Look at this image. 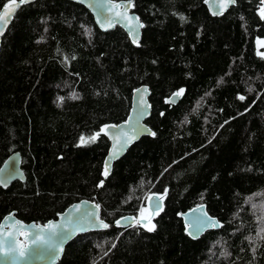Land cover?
Here are the masks:
<instances>
[{
	"label": "trees",
	"instance_id": "16d2710c",
	"mask_svg": "<svg viewBox=\"0 0 264 264\" xmlns=\"http://www.w3.org/2000/svg\"><path fill=\"white\" fill-rule=\"evenodd\" d=\"M133 5L139 46L118 26L100 31L69 0H35L14 15L0 43V165L17 151L25 180L0 188V219L13 211L43 223L79 199L98 204L110 227L77 235L56 264H264L260 0H236L219 16L203 0ZM141 84L155 135L141 136L105 178L107 139L79 138L122 121ZM165 191L154 231L112 226ZM198 204L222 227L192 239L178 214Z\"/></svg>",
	"mask_w": 264,
	"mask_h": 264
},
{
	"label": "water",
	"instance_id": "95a60500",
	"mask_svg": "<svg viewBox=\"0 0 264 264\" xmlns=\"http://www.w3.org/2000/svg\"><path fill=\"white\" fill-rule=\"evenodd\" d=\"M35 0H31L33 2ZM73 3L79 4L82 7H84L89 14L92 17V20L95 24V26L102 32L109 31L113 27L118 26L121 28L124 33L127 35L128 40L133 46H136L132 42V38L128 34V28L125 27V24L128 23V21H122L119 17H116L114 14L115 12H123L124 8L121 7L119 9H112V11H109L110 4H116V3H126V0H69ZM30 2V3H31ZM204 5L207 8V11L212 16H219V15H213V12H219L220 11V0H203ZM25 5V4H24ZM99 5V7H98ZM234 5V4H232ZM229 5L227 9L232 6ZM3 6V5H2ZM2 6L0 9H2ZM18 11V10H17ZM16 11V12H17ZM15 12V14H16ZM225 12V11H224ZM14 14V15H15ZM129 17H139L135 12L131 11V7L128 10ZM14 17V16H13ZM109 18L113 19V25L110 27H102V24L108 20ZM13 19V18H12ZM12 21V20H11ZM140 21V19H139ZM141 22V21H140ZM11 23V22H10ZM10 23L7 26V29L10 25ZM134 23V21H133ZM142 23V22H141ZM143 24V23H142ZM6 29V30H7ZM141 29L139 28V39L141 36ZM5 30V32H6ZM5 34V33H4ZM3 36H0V43ZM146 89V91H145ZM139 90V92H137ZM175 93V92H174ZM150 92L145 84H141L131 90L130 94V101H129V108L128 112L125 116V118L118 122V123H111L107 125H117L118 127L112 128L109 131V135L104 137L108 141V147L106 150V153L102 160V168L104 170V163L106 159L110 158V153L113 150V145L116 143V141L113 139V137L116 136L121 130L125 132H129L131 135V129L133 124L135 123V117L137 116V113L139 111V104H140V97H143L142 103L145 106V114L140 117V125L143 126V128L149 130L148 132H145L143 134H140L135 140H133L130 144L127 145L126 148L122 152H120V155L117 159H113L111 163L112 164L117 161L121 156H123L126 152V150L135 143L141 136L150 135L149 132H152L151 129L148 127V125L145 123L146 119L150 115V103L148 101V96ZM173 93L170 94L168 97L165 98V101L168 100L170 97H172ZM179 98H175V103L178 101ZM166 103V102H165ZM175 103H167V104H175ZM132 117L133 119L130 121L129 118ZM105 126V125H104ZM101 126L99 130L102 128ZM98 130V131H99ZM123 140V138H121ZM117 148L119 149V145H117ZM0 169L4 171H0V180L6 181V184H0L1 189H5L10 185L11 182L18 180V181H24L25 176L24 173L20 167V155L17 151H14L10 153L4 161L0 165ZM111 170V169H110ZM160 195L151 192L146 197V209L148 212V216L150 219L155 215V203L156 200L153 199L150 201L149 197H156L158 198ZM162 204V200L159 201ZM96 203L90 199H79L77 201H74L67 205L61 212L57 213L54 218L48 219L47 221L43 223H37L34 221L24 222L20 219H18L14 212L11 211L7 214H5L0 219V264H56L59 258L61 257L65 246L69 241H71L73 238H75L77 235L86 233L88 231H99L104 230L98 227H93V224L95 223V220L92 219V222L89 223L87 218L82 222V227L84 228L83 231H72V228L75 226H69L67 224L68 218L71 216L74 220L81 216L85 212H97L99 213L100 217V211L99 209H96ZM76 206L80 207V213L75 212ZM202 206V207H201ZM196 210V211H194ZM201 211L206 212L205 207L203 204L195 205L183 212H180L178 216L181 218L182 223L184 225V232L187 234L188 237L192 238L188 233L190 231H193L191 227H186V225H190L191 222L197 217L201 215ZM207 213V212H206ZM208 216L212 217L216 221V217L211 216L207 213ZM138 216V215H136ZM123 217H134V215H124L121 217H118L112 222V226L115 228L124 230L126 228H129L127 225L132 223L131 220L124 221L122 220V226H117L115 224V221L118 219H121ZM101 220H103L100 217ZM104 221V220H103ZM19 222V223H17ZM107 223L106 221H104ZM148 220L146 219L144 223H147ZM219 222V221H218ZM220 223V222H219ZM49 224L53 225H60L63 227H57L55 229V235H53L47 228ZM108 224V223H107ZM218 228V227H217ZM217 228H205L202 232L198 234V237L206 230L209 229H217ZM72 231V234L67 237V239H63V236L67 234V232ZM43 236L45 239H48L49 237L52 238V241L59 245V248L57 249L58 254L49 253L47 251V245L41 243V244H33V238L37 235ZM193 239V238H192ZM24 246V256H20V246ZM15 247L17 250L15 252H11L10 248ZM62 249V250H60ZM5 253H9L8 255H5Z\"/></svg>",
	"mask_w": 264,
	"mask_h": 264
},
{
	"label": "snow or ice",
	"instance_id": "6c2138e0",
	"mask_svg": "<svg viewBox=\"0 0 264 264\" xmlns=\"http://www.w3.org/2000/svg\"><path fill=\"white\" fill-rule=\"evenodd\" d=\"M31 0H6V2L3 4L2 9H0V36H3L5 33V30L7 29L8 24L11 22L15 12L24 4L30 3ZM236 0H220V11L219 12H213V15H223L224 11L227 10V7L229 5L235 4ZM261 7L258 10V14L260 15V18L264 20V0H260ZM134 6L133 5V0H126V3H116V4H110L109 6V11H112V9H119L121 7L124 8V11L121 13L119 11L115 12V16L119 17L120 20L122 21H128L127 24H125V27L128 28V34L132 38V42L139 46V28L144 27V25L139 21V17H129L128 15V10L130 7ZM99 7V5H98ZM183 19V17H181ZM134 21V23H133ZM113 25V19L109 18L106 20L103 24L102 27H110ZM81 27H84L83 25ZM85 34H90L88 29H85ZM258 44L264 45V41L258 40ZM260 54V53H258ZM72 59H75V57H72ZM68 61V58L65 57V62ZM146 91V89H145ZM139 92V90H137ZM184 93V89L181 88L177 92L173 93L172 97H170L168 100H166V103H175V98H179L182 96ZM73 99H77L78 97L76 96L75 93H73L72 96ZM63 97H59V101H63ZM238 99L244 100V96H238ZM140 104H139V111L137 113V116L135 117V123L132 126L131 129V135L129 132H125L121 130L118 134H116L113 139L116 141L113 145V150L110 153V158L106 159L104 163V170L102 172V175L107 178L110 175V169H111V163L113 159H117L120 155V152L124 150V148L127 147L128 144H130L133 140H135L140 134H143L145 132H148L149 130L143 128V126L140 125V117H142L145 114V106L142 103L143 97H140ZM150 107V106H149ZM163 115V113H161ZM133 118L130 117L129 120L131 121ZM185 120H187V117H185ZM227 123V121L225 122ZM118 127L117 125H105L103 126L98 132L94 133L93 135L89 137H85L84 135H81L79 138V145L78 146H84L89 143H94L97 141V139L101 136L103 133L105 136L109 135V131L112 128ZM150 135H155L154 132H149ZM123 138V140L121 139ZM117 145H119V149L117 148ZM0 171H4L0 169ZM103 180L100 181L99 187L103 186ZM0 184H6V181L0 180ZM166 195V191L164 194L160 195L158 198L156 197H149L148 199L152 201L153 199L156 200L155 203V214H158L160 211H162V204L159 202L163 199V196ZM99 205H96V209H99ZM202 207V206H201ZM80 207L76 206L75 212L80 213ZM146 209L141 208L139 210V216H134V217H123L121 219H118L115 221V224L117 226H122V220L127 221L131 220L132 223L128 224V227L136 226L139 225L141 227L146 228L147 231H154L155 230V225L151 224V220L149 217H145ZM196 211V210H194ZM87 218L88 222L91 223L92 219L95 220V223L93 224V227H98L101 229H108L110 227L109 224L105 223L103 220L100 219L99 213L97 212H85L81 216H78L75 220L70 216L67 220V224L69 226H75L72 228V231H83L84 228L82 227V222ZM148 220V223H144L145 220ZM19 223V222H17ZM57 227H63L60 225H53L49 224L47 226L48 230L55 235V229ZM186 227H191L193 231H190L188 234L192 236L193 239L198 238V234L202 232L205 228H217V227H222V225L213 219L212 217L208 216L206 212L201 211V215L197 216L190 225H186ZM72 231L67 232L66 235L63 236V239H67L69 235L72 234ZM262 232H264V229H261ZM33 244H45L47 245V251L49 253L53 254H58L57 249L59 248V245L54 243L52 241V238L49 237L48 239H45L43 236L37 234L33 238ZM116 245L113 243L112 247L114 248ZM11 252H15L17 249L15 247L10 248ZM62 250V249H60ZM255 249H253L254 251ZM20 256H24V246H20ZM9 253H5V255H8ZM108 253L104 252V255L106 256Z\"/></svg>",
	"mask_w": 264,
	"mask_h": 264
},
{
	"label": "rangeland",
	"instance_id": "374dc122",
	"mask_svg": "<svg viewBox=\"0 0 264 264\" xmlns=\"http://www.w3.org/2000/svg\"><path fill=\"white\" fill-rule=\"evenodd\" d=\"M261 41H264V40H261ZM256 45H257L258 48H260V49H259V50H260V54L264 56V49H262V47H263L264 45H262V44H258L257 42H256ZM149 194H150V193H148L147 196H148ZM147 196H146V197H147ZM143 208L146 209V201H145V206H144ZM146 213H147V209H146L144 215H145Z\"/></svg>",
	"mask_w": 264,
	"mask_h": 264
}]
</instances>
